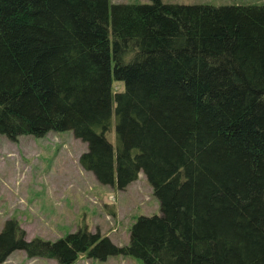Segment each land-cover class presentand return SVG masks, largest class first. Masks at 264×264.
Wrapping results in <instances>:
<instances>
[{"label": "trees", "instance_id": "obj_1", "mask_svg": "<svg viewBox=\"0 0 264 264\" xmlns=\"http://www.w3.org/2000/svg\"><path fill=\"white\" fill-rule=\"evenodd\" d=\"M148 1L0 0V135L70 131L98 183L142 172L159 204L122 246L85 228L25 240L7 220L0 262L264 264V4Z\"/></svg>", "mask_w": 264, "mask_h": 264}, {"label": "rangeland", "instance_id": "obj_2", "mask_svg": "<svg viewBox=\"0 0 264 264\" xmlns=\"http://www.w3.org/2000/svg\"><path fill=\"white\" fill-rule=\"evenodd\" d=\"M175 4H264V0H160ZM140 4L148 0H109ZM114 91L122 82L113 81ZM113 116L111 123L113 124ZM112 141V131L108 134ZM86 145L70 131H49L41 137L0 135V230L14 220L25 240L54 241L85 228L106 236L116 246L128 242L129 228L140 215L159 213V204L142 172L122 190L98 183L78 158ZM0 264H58L13 250ZM71 264H143L140 259L112 255L105 260L80 254Z\"/></svg>", "mask_w": 264, "mask_h": 264}]
</instances>
